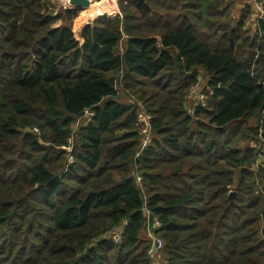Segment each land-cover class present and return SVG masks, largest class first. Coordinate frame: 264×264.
I'll use <instances>...</instances> for the list:
<instances>
[{"label":"trees","instance_id":"trees-1","mask_svg":"<svg viewBox=\"0 0 264 264\" xmlns=\"http://www.w3.org/2000/svg\"><path fill=\"white\" fill-rule=\"evenodd\" d=\"M116 3L0 0V264H264V17Z\"/></svg>","mask_w":264,"mask_h":264},{"label":"built area","instance_id":"built-area-1","mask_svg":"<svg viewBox=\"0 0 264 264\" xmlns=\"http://www.w3.org/2000/svg\"><path fill=\"white\" fill-rule=\"evenodd\" d=\"M251 2L253 3L254 5V8H255V11L257 13V15L259 16H263L264 17V9L261 7L260 4H258V2H255V0H251ZM115 12V11H114ZM93 20V19H91ZM90 20L89 24L92 23V21ZM204 101V97L202 96L201 99L199 100L198 99V102H202L203 103ZM92 113L86 111L85 112V116L83 117L85 120H86V117H89L91 116ZM82 119V118H81ZM151 117L149 115H147L145 113V111H143L142 109L139 110L138 112V121L141 125V132L145 135V138L143 139L142 141V149L147 147L148 144H149V141H150V137L147 133V130H148V124H149V121H150ZM79 122H84L83 121H80V119L78 120V124H80ZM76 125V126H77ZM264 151V150H263ZM147 213V211H146ZM149 224V222H148ZM154 227H160V224L157 220H153L152 223H150L148 226H147V234H146V237L147 239L150 241V248H149V256H150V259L152 261V264H161L159 262V255H160V251L163 247V244H162V241L156 237L153 236L152 234V228ZM121 236H122V229H120L114 236H113V240L116 242V243H119L120 240H121Z\"/></svg>","mask_w":264,"mask_h":264},{"label":"rangeland","instance_id":"rangeland-1","mask_svg":"<svg viewBox=\"0 0 264 264\" xmlns=\"http://www.w3.org/2000/svg\"><path fill=\"white\" fill-rule=\"evenodd\" d=\"M54 1H56L57 2V5L59 6V7H63V8H69V6H68V3H67V0L65 1V0H54ZM91 1H93V0H91ZM104 1H106V0H103L102 2L100 1V2H94L93 1V3H102V5H103V8H102V10H101V14H103V9H104V7H105V4H107V2L109 1V0H107V2H104ZM115 1V4H116V7H117V3H116V0H114ZM248 2V0H234V3H233V8H232V11H231V13H230V18L232 19L231 20V23L232 24H234L235 23V21L238 19V16H239V12H240V10H241V8L243 7V6H245L246 4H248L247 3ZM110 4V3H109ZM251 4V3H250ZM92 5V4H91ZM108 6V5H107ZM254 6V5H253ZM90 9H91V7H90ZM109 12H108V11ZM105 12H107V13H111V12H113L114 10H115V12H117L118 11V8H115L114 10H110V9H107ZM117 10V11H116ZM254 12H255V9H254ZM106 13V14H107ZM94 14H96V12L94 11V12H92L91 11V13H88V15L85 17V19L84 20H81V22H78V23H74V27H76V24H77V26L80 24V26H79V28H74V35H75V37H76V39L77 40H80L79 39V32H80V28L84 25V24H89V22H90V20L92 19V15H94ZM81 17H80V15H79V19H80ZM254 18V17H253ZM94 19V18H93ZM92 21V20H91ZM254 27H255V23H254V20H252L251 19V21L249 22V24H248V26H247V28L249 29L248 30V33H249V35L254 31ZM205 84H206V78H204L203 76L202 77H200V84L197 86V88H196V90L194 91V92H192L191 94H190V96H189V104H192V102H194L195 100H197L198 101V99L200 100L201 99V97H202V95L204 94L203 93V91H204V88H205ZM132 101V98L131 97H124V98H122V102H124V103H129V102H131ZM84 120V118H82V119H80V121H83ZM79 123H82V122H79ZM142 237H145V235H142Z\"/></svg>","mask_w":264,"mask_h":264},{"label":"water","instance_id":"water-1","mask_svg":"<svg viewBox=\"0 0 264 264\" xmlns=\"http://www.w3.org/2000/svg\"><path fill=\"white\" fill-rule=\"evenodd\" d=\"M93 3L91 0H68L69 9L76 11H85ZM95 17H92V19Z\"/></svg>","mask_w":264,"mask_h":264},{"label":"bare ground","instance_id":"bare-ground-1","mask_svg":"<svg viewBox=\"0 0 264 264\" xmlns=\"http://www.w3.org/2000/svg\"><path fill=\"white\" fill-rule=\"evenodd\" d=\"M66 1V0H65ZM67 3H68V0H67ZM110 3V4H109ZM108 5V6H107ZM90 7H91V5H90ZM90 7L88 8V9H90ZM115 8H117L116 7V4H115V1L114 0H109L108 2H107V4H105V7H104V9H103V14H106L107 12H105L107 9H110V10H114ZM108 11V10H107ZM115 11V10H114ZM113 11V12H114ZM117 11V10H116ZM96 12V11H95ZM109 12V11H108ZM112 13V12H111ZM111 13H107V14H111ZM96 14H98V15H103V14H101V13H96Z\"/></svg>","mask_w":264,"mask_h":264},{"label":"crops","instance_id":"crops-1","mask_svg":"<svg viewBox=\"0 0 264 264\" xmlns=\"http://www.w3.org/2000/svg\"><path fill=\"white\" fill-rule=\"evenodd\" d=\"M247 3H252V2H251V0H248V2H247Z\"/></svg>","mask_w":264,"mask_h":264}]
</instances>
